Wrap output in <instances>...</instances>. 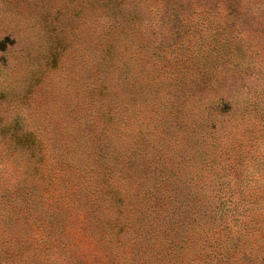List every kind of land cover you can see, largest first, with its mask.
<instances>
[{"label": "rangeland", "instance_id": "rangeland-1", "mask_svg": "<svg viewBox=\"0 0 264 264\" xmlns=\"http://www.w3.org/2000/svg\"><path fill=\"white\" fill-rule=\"evenodd\" d=\"M157 262L264 264V0H0V264Z\"/></svg>", "mask_w": 264, "mask_h": 264}, {"label": "trees", "instance_id": "trees-1", "mask_svg": "<svg viewBox=\"0 0 264 264\" xmlns=\"http://www.w3.org/2000/svg\"><path fill=\"white\" fill-rule=\"evenodd\" d=\"M18 139H17V141L19 140V138L21 137V136H19L18 134H14ZM23 138H27L28 140L30 139V138H33V139H35V133H33V132H27L24 136H22ZM35 141V140H34ZM20 142V141H19ZM17 148V147H16ZM8 151H11V152H13L11 149H9V148H6V149H4V150H2V152H3V154H4V156H6V153L8 152ZM38 151L39 152H41L42 151V148H39L38 150H37V153H38ZM36 169V168H35ZM21 172V171H20ZM23 178V179H22ZM24 177L23 176H21V175H19L16 179H15V181H11V182H9L11 185H14L15 187H14V189H19L20 187L22 188V189H24V187H27L28 186V184H27V182H25L24 181ZM10 185V188H13L12 186ZM17 191V190H16ZM13 200H15V204L16 205H18L17 204V202H18V200H17V197L16 196H14V197H12V201ZM10 205H11V203H10ZM10 209H13V208H10ZM12 214H13V212L12 211H10V212H8L6 215H5V217L4 218H6L8 221H9V219L10 220H12L13 219V216H12ZM190 234H192L191 232L189 233V235ZM200 235L202 236V235H204L203 237H204V239L206 240V241H208V238H207V236H208V232H207V230L206 231H204V232H202V233H200ZM172 239H173V241L175 242L176 241V239L178 238V241L180 240L181 241V244H182V242H184V243H186V238H184L183 236H182V233L181 234H178V235H175V237H174V235L171 237ZM183 240V241H182ZM174 242H173V244H174ZM176 243V242H175ZM180 244V242H179V245H176V247H177V251H178V249H179V252H176V254L177 253H180V251H181V248H182V245ZM175 245H174V247H175ZM172 246V244L171 245H168V249H170V248H172L171 247ZM156 264H159V262H157ZM160 264H164V262L163 263H161L160 262Z\"/></svg>", "mask_w": 264, "mask_h": 264}]
</instances>
